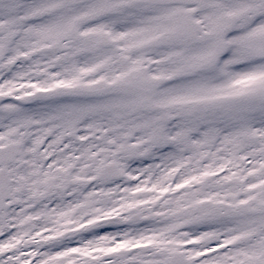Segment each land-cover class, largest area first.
Listing matches in <instances>:
<instances>
[{"label":"snow or ice","instance_id":"6c2138e0","mask_svg":"<svg viewBox=\"0 0 264 264\" xmlns=\"http://www.w3.org/2000/svg\"><path fill=\"white\" fill-rule=\"evenodd\" d=\"M0 264H264V0H0Z\"/></svg>","mask_w":264,"mask_h":264}]
</instances>
